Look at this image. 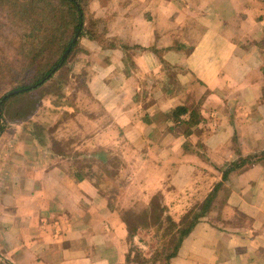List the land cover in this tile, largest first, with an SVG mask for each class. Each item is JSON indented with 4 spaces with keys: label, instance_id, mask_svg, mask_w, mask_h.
<instances>
[{
    "label": "crops",
    "instance_id": "crops-1",
    "mask_svg": "<svg viewBox=\"0 0 264 264\" xmlns=\"http://www.w3.org/2000/svg\"><path fill=\"white\" fill-rule=\"evenodd\" d=\"M86 8L106 46L78 32L71 113L0 134V261L151 264L157 198L176 224L207 205L167 264H264V0Z\"/></svg>",
    "mask_w": 264,
    "mask_h": 264
},
{
    "label": "trees",
    "instance_id": "trees-1",
    "mask_svg": "<svg viewBox=\"0 0 264 264\" xmlns=\"http://www.w3.org/2000/svg\"><path fill=\"white\" fill-rule=\"evenodd\" d=\"M18 1L0 0V9H2L4 14L9 11H5L4 5L6 2H8V5L13 3L15 7L20 8L21 5ZM50 1L48 3L47 0L46 2L44 0H24L25 6H22V10L26 13L31 12L34 17L33 23H36L37 27H30L26 19H23L18 24L14 23L16 25L14 27V44L10 47L14 50V54H10L5 59H0V75L6 71L10 73L11 79L13 78L9 84L10 89L6 94L18 91L10 99L30 95L42 86L40 85L42 82L47 83L53 80L55 73L66 65L68 57L72 54L77 44L73 43V39L78 32L80 36H86L90 40L106 46L104 39L107 31L106 24L103 20H95L90 16L86 8L89 0ZM37 6H40L39 9ZM7 14L11 17L10 12H7ZM68 49L69 55L61 61ZM54 69L56 71L53 73ZM47 77L48 80L46 79ZM2 98L3 96H0V134L4 131L2 122L4 120L5 108L7 107L6 104L10 100L5 99L2 102ZM176 111L183 113L185 110L176 109ZM22 117H24V114H21L20 118ZM259 159H264V154ZM243 162L235 163L226 168L223 172V178H226L230 172L241 168ZM219 188L220 186H216L213 193L215 194ZM205 206L207 207L204 204L199 212H192L179 224H176L167 214L165 215L167 211L160 203L150 205L149 211H151V217L154 222L158 226L167 224L169 231H172V246L168 250L154 253L151 264L158 260H164L167 264L169 259L177 254L182 241L190 234L194 226L199 222V219L204 216V210L207 209Z\"/></svg>",
    "mask_w": 264,
    "mask_h": 264
},
{
    "label": "rangeland",
    "instance_id": "rangeland-1",
    "mask_svg": "<svg viewBox=\"0 0 264 264\" xmlns=\"http://www.w3.org/2000/svg\"><path fill=\"white\" fill-rule=\"evenodd\" d=\"M18 2L21 5L20 8L15 7L13 3L9 4V6L7 4L8 2H6V4L4 5L5 11L9 10L7 12L11 13V17L8 16L7 12L4 14L2 9H0L1 60L9 57L10 54H14V50H12L10 47L14 44L13 37L15 36V24H18L23 19H26L30 27H37V24L33 23L34 17L32 16L31 12L26 13L24 10H22V6H25L24 0H19ZM44 2H46V0H44ZM47 2L50 3L51 1L47 0ZM39 7L40 6H37L38 9ZM15 12L17 13L16 15ZM73 43H77V40ZM74 57L75 55H70V57H68L67 59L66 65L61 70L55 73L53 80L47 83L42 82L43 84H40L42 86L32 94L17 97L15 99H10L11 97L15 96V94L13 96L5 98L10 100L6 104L7 107L5 108L4 120L2 122L4 131L12 125H17L23 128L22 131L24 135L29 134L35 137L38 145L46 144L47 132L50 130L52 123L54 121L57 122L59 118L65 117L71 113V111L73 110L72 108L75 94L82 86L85 85L82 76H79L74 72ZM55 71L56 69H54L52 72L54 73ZM5 72L6 71H4L2 75H0V96H3V98L9 94L6 93L9 91V84L13 79H11L10 73ZM46 79L48 80V77ZM21 114H24V117L20 118ZM53 148L54 152H58L57 148H55L54 146ZM70 158L72 160H76V158L79 157L77 155H73ZM89 159L90 158H85V155H83L77 161L81 162V167H84L85 165L89 164ZM154 199L156 200L154 202L152 201L151 204L154 205V203H160L159 199ZM166 214L167 212H165V215ZM151 216L152 214L150 211V215L147 217V220L148 222L152 223V228L147 233H142L140 237L137 236V240L142 239L141 246H143V248L145 247V249L143 250L144 253L150 256L152 255L153 258L154 253H160L170 248L172 244V231H169V226L167 224L158 226ZM0 264L4 263L0 261Z\"/></svg>",
    "mask_w": 264,
    "mask_h": 264
},
{
    "label": "water",
    "instance_id": "water-1",
    "mask_svg": "<svg viewBox=\"0 0 264 264\" xmlns=\"http://www.w3.org/2000/svg\"><path fill=\"white\" fill-rule=\"evenodd\" d=\"M77 37H78V33H77V35L75 36L73 42L77 40ZM68 52H69V49H68V50L66 51V53L63 55L62 60L68 55ZM17 93H18V91H15V92L9 93L8 95H6V96L2 99V102L5 100V98H7V97H9V96H13V95H15V94H17ZM0 116H1V111H0Z\"/></svg>",
    "mask_w": 264,
    "mask_h": 264
}]
</instances>
